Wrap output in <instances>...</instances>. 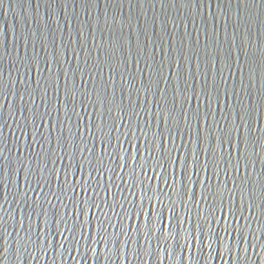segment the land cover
Instances as JSON below:
<instances>
[{
	"label": "water",
	"instance_id": "obj_1",
	"mask_svg": "<svg viewBox=\"0 0 264 264\" xmlns=\"http://www.w3.org/2000/svg\"><path fill=\"white\" fill-rule=\"evenodd\" d=\"M0 264H264V0H0Z\"/></svg>",
	"mask_w": 264,
	"mask_h": 264
},
{
	"label": "snow or ice",
	"instance_id": "obj_2",
	"mask_svg": "<svg viewBox=\"0 0 264 264\" xmlns=\"http://www.w3.org/2000/svg\"><path fill=\"white\" fill-rule=\"evenodd\" d=\"M206 99L209 101V106H211V93L210 92L207 93ZM109 111H111V109H109ZM241 119H242V117H241ZM222 135H224L225 137H230L231 136V132L230 131H228L226 133L222 132ZM228 142H230V141H228ZM137 151H139V149H137ZM193 156H194L193 163H195L197 165V170L199 171V166H200L199 165V155L194 151L193 152ZM135 158L136 157L133 156V159H135ZM220 162L221 161L219 159H217L216 157L209 156L207 162L204 165V169L208 170L209 167H215V168L218 169L219 165H220ZM181 163L183 164L184 162L181 161ZM228 164L229 165L231 164L230 160L228 161ZM120 167H123V165H120ZM43 170L44 169L41 167L40 171L43 172ZM185 171L187 172V168L185 169ZM170 187H172V186H170ZM208 194H211V196L214 199L223 200V188L220 185H216L215 187L206 186L205 187V195H204V199L205 200L208 199ZM190 198H191V196H190ZM231 214L235 215L236 213L232 212ZM212 216H215V207H213V212H212V214L210 216L204 217V220H206L209 225L212 224ZM215 219H216V221H219L220 217L219 216H215ZM224 231H229V229L226 228V229H224ZM212 232L215 233V229H212ZM231 232L240 234L242 239H246L247 238L244 235V233L242 232V226L241 227L233 226L231 228ZM206 237H207V239H211V237L208 235V233L205 232L204 228L202 227V224L199 221H197V223H196V232H195V234H193V233H189L188 234V239H187L186 243L190 244V245H195L196 247H198L199 251L201 253H203L204 252V245L206 243V239H205ZM173 238H175V237H173ZM164 239H167V236H165ZM222 239H223V237L221 235L215 234V240L216 241H222ZM212 247H213L212 243H207V248L208 249H212ZM208 259L209 260L211 259V253L209 254Z\"/></svg>",
	"mask_w": 264,
	"mask_h": 264
}]
</instances>
